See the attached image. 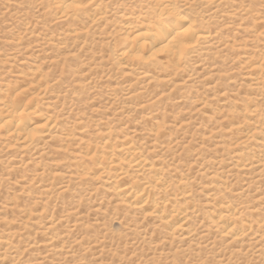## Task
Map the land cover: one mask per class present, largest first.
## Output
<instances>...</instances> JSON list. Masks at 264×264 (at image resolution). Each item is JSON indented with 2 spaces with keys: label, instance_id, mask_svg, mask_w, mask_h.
I'll use <instances>...</instances> for the list:
<instances>
[{
  "label": "rangeland",
  "instance_id": "374dc122",
  "mask_svg": "<svg viewBox=\"0 0 264 264\" xmlns=\"http://www.w3.org/2000/svg\"><path fill=\"white\" fill-rule=\"evenodd\" d=\"M104 1L109 12L107 26L92 30L85 44V40L68 41L63 49L45 44V56L36 59L24 54L22 48L39 37L22 34L18 25L26 13L39 21L35 17L43 8L36 7L46 1L0 0V82L15 80L14 73L7 72L10 68L40 66L49 83L48 93L39 99L40 108L53 115L60 126L65 123L73 131L71 140L60 143L59 154L49 144L36 156L24 153L19 145L8 146L10 142L0 135V239H10L0 246V257L5 255L1 264H264V252L256 253L252 241L248 242L252 237H245L243 243H231L220 235L212 224L215 218L208 213L220 202L229 201L244 212L254 228L257 221H264V165L253 167L248 172L252 174L234 168V150L225 136L232 118L248 122L252 107H257L256 114L264 121V92L250 86L244 64L248 54L262 58L264 33L255 35L253 16L246 17L244 12L233 16L230 11L235 8L217 4L204 9L201 7L207 1L197 0L190 3L189 12L205 29L217 31L216 36L200 43L176 75L156 70L155 76L172 75L169 83L144 84L145 80H138L142 70L122 68L117 54L123 37L120 26L129 14L146 11L150 0ZM182 1L180 6L186 8L191 0ZM232 1L264 13V7L259 6L263 0ZM225 12L227 15H223ZM41 20L40 26L48 28L46 24L53 17L49 14ZM18 36L19 44L15 41ZM56 57L53 63L49 61ZM22 61L26 66H20ZM162 95L158 109L166 122L165 138L159 140L154 146L157 150L149 157L158 156L172 168L178 165L168 178L175 180L176 174L191 178L188 190L198 210L190 219L196 229L191 243L178 235L165 239L160 223L143 220L141 214L121 206L115 208L118 201L112 195L110 181L71 176L76 175L71 168L76 160L74 153H80L86 144L101 146L108 127L114 130L112 139L117 138L115 147L126 133L132 138H150L151 142L149 130L143 126L150 111L140 109V105ZM221 95L227 101H222ZM81 127L84 129L79 130ZM258 135L246 149L259 144L264 130ZM169 142L176 146L168 149ZM65 145H69L67 149H63ZM187 163L191 164L189 172L184 168ZM32 178L36 180L30 182ZM225 179L226 187L218 188L221 194L212 198L214 203L209 202L206 189ZM23 210L32 213L27 222L21 216ZM50 238L57 239L54 246L63 242V248L40 247Z\"/></svg>",
  "mask_w": 264,
  "mask_h": 264
},
{
  "label": "bare ground",
  "instance_id": "6f19581e",
  "mask_svg": "<svg viewBox=\"0 0 264 264\" xmlns=\"http://www.w3.org/2000/svg\"><path fill=\"white\" fill-rule=\"evenodd\" d=\"M45 1L46 3L39 2L40 4L36 7L43 9L38 10L39 16L35 18L40 21L41 17L44 19L50 14L53 21L46 24L50 31L40 26L41 23L33 20L34 16L29 17L27 13L23 14L19 20L21 26L19 24L18 28L19 30L22 28V34L39 37L22 48L27 56H34L36 59L44 57L42 46L45 44H54L61 49L66 47L68 41L75 43L85 40L82 42L85 44L92 30L107 26L106 19L109 12L104 0ZM110 1L113 2V0ZM179 1L182 0H150L146 11L141 9L136 14H129V18H125V23L120 26L119 31L123 32V37H120L122 38L121 43L119 42L121 49L117 54L119 66L125 69L131 68L128 69L129 71H136L133 70L134 68L142 70L138 74V80H145L144 84L148 82L154 85L161 81L169 83L171 76L176 75L183 68L182 64L187 57L195 53L200 43L208 42L216 36L217 31L211 28L205 29L199 24L200 19L189 12L190 3L194 4L197 0L187 3L185 0L184 3L188 5L186 8L180 6ZM202 1H207L201 7L204 9L217 4L220 8H235L230 11L233 16L241 12H244L246 17L253 16L255 35L260 36L264 33V13L260 15L251 5L243 6L242 3L231 2V0ZM261 3L259 6L263 8L264 0ZM86 21L90 23L87 24ZM102 23L103 25H100ZM53 27L55 29L51 31ZM17 38L15 41L19 44L20 37ZM31 44L35 45L30 50L28 48ZM3 57L4 61L7 60V55ZM261 57L257 59L254 55L248 54L244 64L247 66L246 76L250 86H255L257 90L264 92V53ZM58 58L49 61L53 63ZM25 64L26 62L22 61L20 66H26ZM13 69L10 68L7 72L14 73L12 75L15 80L0 82V135L10 142L8 146L19 145L21 151L33 154L32 156L39 155L37 151L49 144L53 145L54 153L59 154L62 151L60 143L71 140L73 131L67 128L65 123L60 126L53 115L44 112L39 106V99L43 98L49 89L46 74H43L38 65L24 67L22 70ZM156 70L173 73L172 75L155 76ZM224 96L221 95L222 101H227ZM163 98L164 95L156 101L150 100L140 105V109L150 111L143 119V126L149 130L153 139L151 142L148 140L150 138L140 139L137 136V138H132L126 133L115 147L113 141L117 138L112 139L114 130L108 127L104 132L101 146L86 144L81 147L80 153L79 151L74 153L76 160L71 168L74 169L76 175L71 176L80 179L91 178L93 181H110L112 195L118 201L115 208L121 206L127 211L141 214L143 220L160 223L165 232V239L178 235L182 241L191 243L190 239L196 233V229L192 228L190 219L198 213L197 206L191 202V190H188L191 178H186L181 174H176L175 180L168 178L167 174L175 172L178 165L172 168V164L167 165L164 161H160L158 156L149 157L157 150L154 146L160 142L159 140L165 138L163 128L166 122L158 109V101ZM251 109V116L246 124L232 118V123L225 134L231 142L230 147L234 150L232 152L235 158L234 168L239 169L240 172H246L245 174H252L248 172L253 167L264 165V135L261 136L256 147L246 149L258 138V131L264 130V121H261L259 115L256 114L257 107ZM83 129L81 127L79 130ZM175 129H177L176 126ZM145 140L144 144H140ZM173 144L174 142H169L166 147L172 149L176 146ZM68 146L65 145L63 149H67ZM83 161L86 163L84 164ZM184 168L187 172L191 171V164L187 163ZM35 180L36 178H32L30 182ZM226 181V179L225 182L218 181L220 184L217 185L210 183L211 186H216V189L213 187H210L212 190L206 189L209 202L214 203L212 198L221 194L218 188L226 187ZM214 209L209 210L208 213L215 218L212 224L220 231L221 236L231 239V243L235 244L243 243L245 237H252L248 240V242L252 241L251 247L256 250V253L264 252V221H257V226L254 228L253 223H248L247 218L244 217V212L239 211L238 207H233L229 201L220 202ZM21 214L25 222L29 221L32 216L29 210H23ZM72 227L75 229V225ZM9 240L0 239V246ZM56 241L57 239L50 238L43 241L40 247L48 250L63 248V242L59 246H54ZM3 256L0 257V264L4 261ZM16 257L17 260L18 255Z\"/></svg>",
  "mask_w": 264,
  "mask_h": 264
}]
</instances>
